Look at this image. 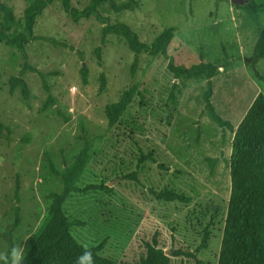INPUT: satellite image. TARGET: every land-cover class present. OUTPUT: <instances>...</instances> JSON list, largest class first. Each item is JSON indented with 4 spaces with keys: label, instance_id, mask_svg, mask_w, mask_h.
Instances as JSON below:
<instances>
[{
    "label": "rangeland",
    "instance_id": "rangeland-1",
    "mask_svg": "<svg viewBox=\"0 0 264 264\" xmlns=\"http://www.w3.org/2000/svg\"><path fill=\"white\" fill-rule=\"evenodd\" d=\"M89 1L71 0V5L81 10ZM30 2L0 0L17 20L12 32L21 31ZM244 6L238 8L230 0H139L133 11L115 13L106 4L99 10L111 23L128 24L146 43L173 27L169 54L187 63L201 56L218 66L211 103L216 114L236 128L254 98L264 95V81L245 65L264 36V7L249 12ZM2 20L0 10V24ZM33 32L61 44L32 40L24 52L0 44V124L12 132L10 142L0 137V251H6L10 241L21 244L26 253L47 220L49 194L62 190L49 160L61 171L89 141L91 159L80 182H104L112 192L73 195L65 203L69 219L85 222L70 230L79 245L93 247L118 264H141L157 236L158 248L170 252L165 254L169 264H217L224 218L213 229L209 247L197 254L193 250L198 235L185 220L198 202L212 199L227 205L231 190L233 133L218 126L206 108V81L177 80L163 57L144 53L137 57L132 75L135 54L127 42L111 34L102 43L101 24L94 17L74 22L61 0L36 18ZM25 61L47 74L49 86L46 92L39 73L25 71L28 102L19 89L10 94L8 85ZM83 66L86 84L80 76ZM256 69L264 76V63ZM100 73L105 74L101 93ZM171 94L176 104L169 102ZM49 96L53 104L43 109ZM143 155L147 158L141 159ZM133 173L136 181L126 177ZM150 189H175L191 202L164 203L150 195Z\"/></svg>",
    "mask_w": 264,
    "mask_h": 264
},
{
    "label": "trees",
    "instance_id": "trees-1",
    "mask_svg": "<svg viewBox=\"0 0 264 264\" xmlns=\"http://www.w3.org/2000/svg\"><path fill=\"white\" fill-rule=\"evenodd\" d=\"M55 0H31L24 9L21 23V31L12 32L17 26V20L11 7L0 3L3 20L0 24V44L25 51L26 45L32 40H46L55 45L61 44L50 37L34 35L33 28L36 18L43 10ZM218 1V0H216ZM106 4L115 13L133 11L139 7V0H90L83 8L78 9L71 5V0H61L62 9L74 21L94 17L101 24L102 38L104 43L108 35H116L123 38L129 49L135 54L131 64V74L135 73L138 64V56L141 53L151 57L161 56L166 61L167 71L177 80H205L206 89L203 99L206 108L211 113L213 121L218 126H224L233 133L232 154L230 159L231 190L228 204H221L209 199L206 203L198 202L187 211L186 225L198 235V244L193 254L206 250L213 237V229L219 219L224 218V230L217 264H264V95L259 93L251 103L242 120L236 128L229 121L220 118L211 103L213 93V81L218 66L203 60L201 56L197 61L187 63L179 61L177 57L169 54V49L174 41V28H164L151 43L143 42L138 34L126 23H111L109 17L104 16L99 8ZM237 6V5H236ZM238 8H241L237 6ZM264 4L258 5L249 1L244 6L249 12H257ZM12 32V33H11ZM97 59L101 60V46L95 50ZM246 67L253 70L256 77L264 81V76L256 69L264 63V36L255 46L250 61L245 60ZM25 71L39 73L46 92L49 86L45 80L46 75L39 72L28 62H24L22 70L17 76L8 80L9 93L16 89L20 90L21 99L24 102L30 100V90L26 81L22 78ZM53 74V73H52ZM80 76L84 84L87 83L88 72L86 67H81ZM99 93L105 88V74L99 75ZM169 102L177 103L176 96L171 94ZM53 104L49 96L43 105L46 109ZM11 129L7 125L0 124V137L10 142ZM147 158L146 155L141 159ZM91 159L90 142L85 141L82 149L74 156L71 163H66L61 171L56 170L49 160V170L53 175L60 177L62 190L49 194L51 204L48 217L42 228L36 234L31 246L25 253L22 264H75L76 258L85 250L71 236V227H82L85 222L81 219H69L65 213V203L73 195L87 194L94 191L111 193L112 188L108 184L86 183L81 184L80 179L85 172ZM212 160H209V163ZM139 164H142L140 160ZM212 166V163H210ZM162 170H168L164 165H158ZM137 180L135 173L126 176ZM156 200L171 203L179 202L189 204L191 198L184 192L175 189L149 190ZM19 184H16L15 196L18 200ZM159 239L153 236L147 256L141 264H169L166 251L159 249ZM13 246L9 241V248ZM93 256L94 264H118L108 258L100 256L96 249L88 247ZM192 254V255H193ZM191 255V253H187Z\"/></svg>",
    "mask_w": 264,
    "mask_h": 264
},
{
    "label": "clouds",
    "instance_id": "clouds-1",
    "mask_svg": "<svg viewBox=\"0 0 264 264\" xmlns=\"http://www.w3.org/2000/svg\"><path fill=\"white\" fill-rule=\"evenodd\" d=\"M71 91L74 93L77 89L73 87ZM84 248L85 250L76 258L75 264H94L91 250L86 245ZM24 257V247L21 244H16L6 251H0V264H22Z\"/></svg>",
    "mask_w": 264,
    "mask_h": 264
},
{
    "label": "water",
    "instance_id": "water-1",
    "mask_svg": "<svg viewBox=\"0 0 264 264\" xmlns=\"http://www.w3.org/2000/svg\"><path fill=\"white\" fill-rule=\"evenodd\" d=\"M230 2L232 4H234V5H237V6H242V5H247L248 4L247 0H230ZM247 61H250V60H247ZM168 253H170V252H166V254H168Z\"/></svg>",
    "mask_w": 264,
    "mask_h": 264
}]
</instances>
